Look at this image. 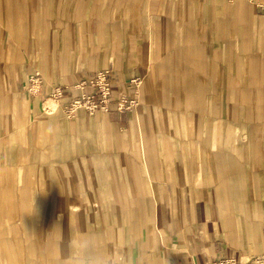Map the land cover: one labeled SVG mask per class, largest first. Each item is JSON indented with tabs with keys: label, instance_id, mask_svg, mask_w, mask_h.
Masks as SVG:
<instances>
[{
	"label": "crops",
	"instance_id": "1",
	"mask_svg": "<svg viewBox=\"0 0 264 264\" xmlns=\"http://www.w3.org/2000/svg\"><path fill=\"white\" fill-rule=\"evenodd\" d=\"M6 5L19 37H0V45L11 46L9 64L0 57V90L7 86L0 157L6 135L17 137L20 125H29L30 138L46 134L39 155L45 159L37 163L47 173L41 200L24 167L14 206H30L29 212L19 206L24 223L33 226L27 236L42 220L53 229L41 254L20 230L11 235L0 227L3 243L5 237L20 241L23 264H211L228 257L264 264V10L246 0H0L1 9ZM21 44L47 47L22 50ZM105 67L115 95H132L133 77L141 83L135 108L141 119L129 115V129L140 128L129 130V195L115 164L103 169V186L94 164L106 125L120 145L121 113L67 116L61 101L42 113L52 106L41 99L56 86L72 87ZM235 93L238 100L230 102ZM180 95L189 99L186 115L194 125L166 150V132L148 125L165 126L166 111L182 108ZM138 140L140 149L131 148ZM0 198L4 221L7 200ZM40 206L43 218L34 212ZM50 238L57 245L52 249Z\"/></svg>",
	"mask_w": 264,
	"mask_h": 264
},
{
	"label": "rangeland",
	"instance_id": "2",
	"mask_svg": "<svg viewBox=\"0 0 264 264\" xmlns=\"http://www.w3.org/2000/svg\"><path fill=\"white\" fill-rule=\"evenodd\" d=\"M40 2V0H37ZM229 3H232L234 0H228ZM249 3H252L255 5L256 8H261L262 10H264V0H246ZM42 2L44 3V0H42ZM7 7H5V9H1L0 7V37L5 36L7 39L11 40L13 39L15 36L19 37V35L16 34L17 30H18V26L15 24V22L12 20V17L10 15V9L8 8V5H6ZM264 14V13H261ZM46 13H44V17H45ZM25 19H29L28 16L25 17ZM16 29V32H15ZM38 31H34L33 34L37 37L41 36L39 33H37ZM25 38L27 36H24ZM44 37V36H42ZM11 46L8 44H1L0 45V57H4L6 58L5 61H2V63L5 64H9V59H10V53H8V48H10ZM19 48H22V50H26L29 49L30 47H34L36 50L42 52L45 51V48L47 46H43V45H26V44H21L18 45ZM12 62H16L17 63H21L23 61L20 60H12ZM20 61V62H19ZM233 60H230V65L231 68L234 66L233 65ZM105 68H110V67H105ZM102 69V68H101ZM111 69V68H110ZM140 80V79H139ZM141 86V83L139 84ZM138 89H140V87H138ZM5 91H7V86H4L1 88L0 92V102L4 101V97L6 95H4ZM140 95V91L138 93V96ZM231 96V95H230ZM48 97V96H46ZM43 98L41 99V101H45ZM180 99L179 102H181V106L182 108L179 109H174V110H167L166 114H167V124H165V126L160 125L159 129H158V125H148V129L151 128L158 130V131H164L166 132V150H172L173 145L175 146V141H173V138L178 137L179 138V134L180 133H187L190 129V124L193 126L194 124H192L191 122H193L192 119L187 118L188 116L186 115V113L190 112V107L191 105L189 104V99H186L184 96L182 97V95H180ZM140 98V96H139ZM138 98V102L137 104L131 108L130 110H124V111H115V110H109V111H113V112H119L122 114V121L124 124H122V126L124 127L123 129H121L122 131V138H121V143L120 145H118V142L115 140L116 138L113 137L112 135V127L108 125H106L104 133L102 135V140H101V150H102V156L99 158H96V160L94 161H98L95 162L94 164L96 166H98L99 168L96 169L97 171H101V180H102V186L104 185L105 181L107 180L104 177V173H103V169L106 166H109V164H115L117 166V171L116 172V176L120 177L121 181H123V186H124V194L123 195H129V130L130 133H135L136 132H140V128L136 129L137 127L135 126V130L132 128L129 129V115L130 113H132V116H130L131 119H133L135 122H138L139 117L136 116V112H135V108L140 104V99ZM230 102L233 101V103H235V101H237V94H234V98L229 99ZM45 106H52L53 108L49 109V107H46L43 109V112H52L54 109V106L57 104L56 100H53L51 102V104L49 103H45ZM179 110V111H178ZM8 112H11L12 109H8ZM21 113H20V112ZM17 111V116L19 118L22 119V113L24 111L19 110ZM102 112H107L102 110ZM200 112H202L201 109H199V115ZM42 113H40L39 115H42ZM125 113V114H124ZM26 114V113H25ZM23 114V115H25ZM28 114V112H27ZM95 114V113H94ZM37 115V116H39ZM37 116H31L32 118H37ZM75 116V115H74ZM28 117V115H27ZM34 118V119H35ZM38 119V118H37ZM2 120V116L0 113V122ZM147 123V121H146ZM107 124V121H106ZM149 124V123H148ZM198 128H200L201 126H197ZM28 128L29 125H20L19 126V133L17 135V137H15V135H6V150H4V153L1 155L0 157V173L4 174L6 177H8L9 179H7L6 183H5V187L7 190H9V194L11 197L12 201L16 202V198L17 196L20 197L19 194V185L21 183V173H22V169L24 167H26V171L27 173V177L30 176L32 177L33 180V186L38 189V193H37V197L38 200H41L42 197V193H41V188L42 186L45 185V179L47 177V173L44 171L42 172L41 169H38V164L40 161H42L43 159H45L44 156H39L41 154V148H44L45 143L47 142L46 140V134H43V130H41L40 132L37 131V134H35V138L34 136H31L32 138H30V136L28 135ZM39 128V127H38ZM15 129V128H14ZM13 129V130H14ZM12 130V131H13ZM109 133H111V135H109ZM198 133H201L200 131ZM6 134H8V131L6 132ZM140 134V133H139ZM13 139H15L13 141ZM134 142V143H133ZM131 142V144H133V146H131V148L134 149H140V140L138 141H133ZM14 143V144H11ZM179 144H181V146L183 145L182 141H178ZM16 146L15 150L14 147ZM22 147V150L20 151ZM29 148L30 151H27L25 148ZM123 154V158L124 161H121L120 159V155ZM63 159V158H61ZM34 165V166H32ZM56 166V165H54ZM37 169H34L36 168ZM56 168V167H55ZM31 170H33V172L31 173ZM57 172L59 171L58 168H56ZM98 175V174H97ZM101 186V192L104 194V189ZM2 189V191H1ZM0 191L3 193V188L0 187ZM22 191V190H21ZM95 191H98L95 190ZM0 192V195H1ZM25 200H29V195L26 194L24 195ZM32 200H35L34 198ZM1 201V198H0ZM18 201V200H17ZM19 206L21 208V212L24 210V212H29V205H25V204H18L15 203V209L13 210V212L11 213V215L6 214L4 221L0 220V227L1 229L5 228V233L6 234H18L19 235V230L20 232H22V234L26 235L23 236L24 240L27 241H31L36 247H37V251L39 253H43L44 251V242L47 241V237H45V233L47 231L51 232L53 229L51 227H47V222L45 220H42L41 222H37V226L35 229L36 234H34L33 236H27V232H29V230L33 227L31 224V222H26L23 221L22 215L20 213V209ZM43 206L39 207V210H34V212H38V216L40 217H45V213H44V209L42 210ZM79 206H77L78 209ZM93 207L95 209H98L99 207L102 208V205H95L93 204ZM122 212L121 215H127V207L124 205L122 206ZM43 213V214H41ZM123 213V214H122ZM60 223V222H59ZM102 224H106V222L102 223ZM83 226H81L80 224L76 225V228L78 229H82ZM87 227V226H84ZM55 228V227H54ZM38 229V230H37ZM27 230V231H26ZM41 230V235L38 234L39 231ZM118 231V238L121 239V234H125L126 233V225L123 223L120 226H118L117 228ZM0 239L2 238V242H0V264H23V258H22V252H21V243L18 240V242L13 238V237H5V242L3 243V237H2V232L0 231ZM36 240H35V239ZM125 238V237H124ZM50 249L56 247V242L50 238ZM116 239V238H115ZM123 239V236H122ZM10 242L13 247H14V251L13 253L9 252L6 248L7 242ZM52 241V242H51ZM28 244V243H27ZM53 255V254H52ZM57 255H60L57 254ZM236 259V258H234ZM262 258H256L255 259V263L258 262L259 264H261L260 262ZM237 260V259H236ZM264 263V262H262ZM27 264V263H26ZM237 264H240V261L237 260Z\"/></svg>",
	"mask_w": 264,
	"mask_h": 264
},
{
	"label": "built area",
	"instance_id": "3",
	"mask_svg": "<svg viewBox=\"0 0 264 264\" xmlns=\"http://www.w3.org/2000/svg\"><path fill=\"white\" fill-rule=\"evenodd\" d=\"M32 81L34 84L38 82L36 78ZM139 82L138 77H133L128 81V86L133 90L132 95L123 92L115 95L113 93L112 70L102 68L87 77L81 78L72 87L56 86L50 96L56 100V103L59 101L65 103L64 111L67 116H74L80 110H84L89 114H94L99 110L124 111L130 110L137 104ZM75 89L79 90L80 93L71 95V92H74ZM211 264H237V260L228 257L218 259Z\"/></svg>",
	"mask_w": 264,
	"mask_h": 264
},
{
	"label": "bare ground",
	"instance_id": "4",
	"mask_svg": "<svg viewBox=\"0 0 264 264\" xmlns=\"http://www.w3.org/2000/svg\"><path fill=\"white\" fill-rule=\"evenodd\" d=\"M52 101H53V99L51 97H47L44 102L51 104ZM22 102H23V100H22ZM7 179H9V178L6 177L4 174L0 173V187H3V190H4L3 193L1 192L2 189L0 192L2 194V197L7 200V204L4 206V212H5V214L10 215L13 212V210L15 209V206H14V201L11 200L9 190H7L5 188V183H6Z\"/></svg>",
	"mask_w": 264,
	"mask_h": 264
},
{
	"label": "clouds",
	"instance_id": "5",
	"mask_svg": "<svg viewBox=\"0 0 264 264\" xmlns=\"http://www.w3.org/2000/svg\"><path fill=\"white\" fill-rule=\"evenodd\" d=\"M97 264H100V262L98 261Z\"/></svg>",
	"mask_w": 264,
	"mask_h": 264
}]
</instances>
